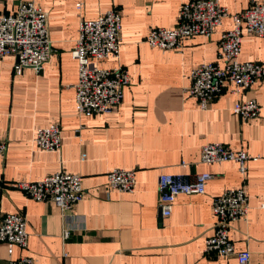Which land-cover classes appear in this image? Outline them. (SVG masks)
Instances as JSON below:
<instances>
[{
	"label": "crops",
	"instance_id": "0c3cea01",
	"mask_svg": "<svg viewBox=\"0 0 264 264\" xmlns=\"http://www.w3.org/2000/svg\"><path fill=\"white\" fill-rule=\"evenodd\" d=\"M29 1L47 13L54 52L39 74L26 69L16 76V58L0 60V137L7 142L0 154V219L24 215L29 235L28 248H16L12 256L0 243V262L28 256L37 264H238L205 250L215 233L213 199L245 188L249 214L233 224L230 238L237 252H250V264H264V78L240 97L262 107L260 117L248 122L234 113L240 98L229 86L206 111L188 94L191 70L220 62L219 39L233 28L232 19H224L210 38L196 36L181 51H163L150 47L146 37L155 28H175L187 0H0V16ZM255 3L264 0H220L231 14ZM111 9L122 18L121 52L102 66H123L130 83L117 112L80 116L78 64L71 54L79 25ZM240 60L264 67V38L244 34ZM55 123L62 130L61 150H38L37 130ZM209 143L244 150L257 160L246 162L245 175L236 162L201 163L202 147ZM121 168L135 170L134 193L110 188L107 174ZM60 171L83 177L85 198L68 218L54 202H38L16 187ZM203 173L213 175L206 193L179 195L171 216L163 217L161 175L193 181ZM64 230L70 232L67 240Z\"/></svg>",
	"mask_w": 264,
	"mask_h": 264
},
{
	"label": "built area",
	"instance_id": "2783aa9c",
	"mask_svg": "<svg viewBox=\"0 0 264 264\" xmlns=\"http://www.w3.org/2000/svg\"><path fill=\"white\" fill-rule=\"evenodd\" d=\"M83 3L77 4L82 10ZM231 18L233 28L221 33L217 63H204L191 70L188 94L195 98L202 111L208 110L214 98L231 87V94L241 97L264 78V67L257 62L241 61L244 34L264 38V3L237 14L220 4V0H187L178 14V24L173 29L155 28L146 37V43L155 49L181 51L187 39L196 36L210 38ZM122 18L117 9H111L96 20H82L79 36L72 50L77 61L79 80L76 89L75 108L80 116L95 117L113 114L123 103L124 89L130 83L128 71L123 66L103 67L108 60H116L121 52ZM54 49L48 28L47 13L35 2H23L15 13L0 16V60L8 56L16 58L14 73L22 75L26 69L42 73L49 63ZM262 107L256 100L238 99L234 113L248 122L260 117ZM62 130L58 123L38 129L34 145L38 150L59 152L62 147ZM7 150L6 140L0 137V154ZM257 160L244 150L235 151L222 143H209L202 147L200 162L215 164L236 162L242 175L247 172L246 162ZM186 166V163H183ZM109 186L121 193H134L136 172L131 169H114L107 174ZM212 174H198L193 181L181 175H161L158 185L159 204L163 217H170L179 195H204ZM16 187L30 198L52 201L70 217L75 207L84 200L83 177L64 171L38 182H20ZM264 208V204L262 205ZM249 201L245 188L231 189L213 199L212 213L215 233L206 241V253L217 258L234 257L238 264H250L248 250L237 252L230 238L233 224L247 218ZM64 230V240L69 239ZM27 219L22 214H8L0 219V243L13 255L16 248H28ZM0 264H37L33 257L22 256Z\"/></svg>",
	"mask_w": 264,
	"mask_h": 264
}]
</instances>
